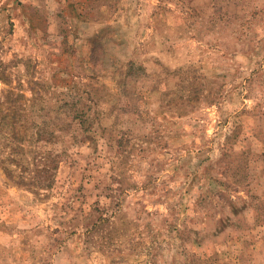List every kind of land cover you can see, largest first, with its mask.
<instances>
[{
	"label": "rangeland",
	"instance_id": "1",
	"mask_svg": "<svg viewBox=\"0 0 264 264\" xmlns=\"http://www.w3.org/2000/svg\"><path fill=\"white\" fill-rule=\"evenodd\" d=\"M0 264H264V0H0Z\"/></svg>",
	"mask_w": 264,
	"mask_h": 264
}]
</instances>
